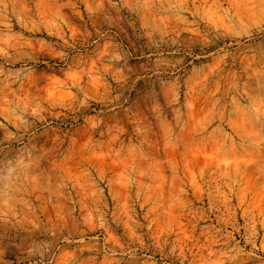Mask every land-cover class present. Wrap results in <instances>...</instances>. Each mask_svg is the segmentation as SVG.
Segmentation results:
<instances>
[{"label": "rangeland", "instance_id": "obj_1", "mask_svg": "<svg viewBox=\"0 0 264 264\" xmlns=\"http://www.w3.org/2000/svg\"><path fill=\"white\" fill-rule=\"evenodd\" d=\"M0 264H264V0H0Z\"/></svg>", "mask_w": 264, "mask_h": 264}]
</instances>
